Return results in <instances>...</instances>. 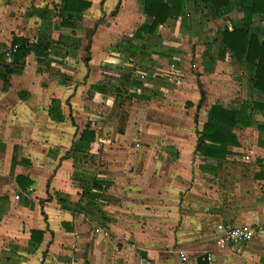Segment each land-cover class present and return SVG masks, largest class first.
<instances>
[{
  "label": "crops",
  "instance_id": "obj_1",
  "mask_svg": "<svg viewBox=\"0 0 264 264\" xmlns=\"http://www.w3.org/2000/svg\"><path fill=\"white\" fill-rule=\"evenodd\" d=\"M85 1L0 0V264H264V230L214 245L264 218V92L219 38L264 14L164 0L149 33L143 0ZM212 105L241 110L222 158L195 150Z\"/></svg>",
  "mask_w": 264,
  "mask_h": 264
},
{
  "label": "trees",
  "instance_id": "obj_2",
  "mask_svg": "<svg viewBox=\"0 0 264 264\" xmlns=\"http://www.w3.org/2000/svg\"><path fill=\"white\" fill-rule=\"evenodd\" d=\"M211 2L214 8H223L229 0H203ZM63 10L81 13L89 6L85 0H63ZM240 8L244 12V21H249L252 14H264V0H252L250 6L244 5V0H239ZM144 13L151 17L149 25H141L138 32L151 33L157 24H162L169 17L180 14L179 6L169 5L164 0H143ZM219 38L225 48L234 55L237 60L244 58L254 65L252 77L253 86L264 92V34L259 37L248 29L235 27L231 30L219 31ZM26 52V47H18L15 58L18 60ZM242 112H244L242 110ZM241 110H233L212 105L207 114V121L198 132L195 150L204 156L222 158L226 155L228 145L237 143L235 135L231 132L232 127L239 120ZM92 139L93 133L83 130L80 140Z\"/></svg>",
  "mask_w": 264,
  "mask_h": 264
},
{
  "label": "built area",
  "instance_id": "obj_3",
  "mask_svg": "<svg viewBox=\"0 0 264 264\" xmlns=\"http://www.w3.org/2000/svg\"><path fill=\"white\" fill-rule=\"evenodd\" d=\"M15 49L16 47L12 46L9 49L0 51V58L1 57L6 58L10 56L12 53H14ZM15 198H18V195H15ZM216 229H217V235L214 238L215 246L223 247L225 245L242 244L244 242L249 241L256 232L264 230V218L260 222L252 226H245V225L232 226V225L218 224ZM212 255L213 253L209 252L206 255V258L211 259Z\"/></svg>",
  "mask_w": 264,
  "mask_h": 264
},
{
  "label": "rangeland",
  "instance_id": "obj_4",
  "mask_svg": "<svg viewBox=\"0 0 264 264\" xmlns=\"http://www.w3.org/2000/svg\"><path fill=\"white\" fill-rule=\"evenodd\" d=\"M124 107H125V109H126V107H128L129 108V110H130V108H131V106H132V98H130L129 96H124L123 97V104H122ZM121 105V106H122ZM120 106V107H121Z\"/></svg>",
  "mask_w": 264,
  "mask_h": 264
}]
</instances>
